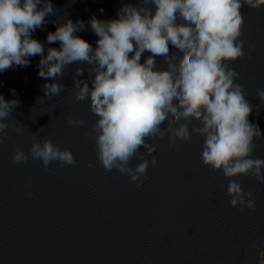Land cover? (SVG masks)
<instances>
[{"label": "water", "instance_id": "obj_1", "mask_svg": "<svg viewBox=\"0 0 264 264\" xmlns=\"http://www.w3.org/2000/svg\"><path fill=\"white\" fill-rule=\"evenodd\" d=\"M140 2L51 0L56 14L46 17L48 23L33 36L45 42L48 32L55 31V21L81 19L85 29L78 35L95 47L98 37L87 22L93 16L116 18L120 7ZM241 12L240 39L246 54L229 67L239 74L234 83L253 106L249 120L261 132L250 158L264 160V103L256 94L257 89L264 90V5L244 6ZM48 47L59 48V42L46 43L45 52ZM149 54L145 52L141 62ZM30 59L26 67L0 72V95L20 101L7 119L22 128L19 134L7 131L0 144V264H259L264 249V184L251 174L236 178L255 200V210L233 207L228 179L204 165V138L196 134L190 143L177 140L171 147L167 138H149L156 144L152 155L157 168L152 170L149 164L143 184L115 168L105 171L91 129L97 117L88 100L73 96L72 76L77 67L87 66H66L59 81L65 89L43 103L38 100L44 97L46 82L38 75L40 56ZM164 66L157 57V67ZM67 117L85 123L69 126ZM192 127L200 125L193 121L190 132ZM34 135L70 149L76 163L61 167L57 161L45 168L31 157L15 162L16 147L28 152ZM139 162L137 155L129 163L135 168Z\"/></svg>", "mask_w": 264, "mask_h": 264}, {"label": "clouds", "instance_id": "obj_2", "mask_svg": "<svg viewBox=\"0 0 264 264\" xmlns=\"http://www.w3.org/2000/svg\"><path fill=\"white\" fill-rule=\"evenodd\" d=\"M262 5L264 0H141L139 5L120 7L116 18L93 16L87 22L98 37L93 47L78 35L85 29L81 19L55 21V31L48 32L45 42L33 36L48 23L46 17L56 14L51 0H0V72L26 67L31 57L40 56L38 75L46 82L44 97L38 100L45 103L65 89L59 81L66 66L85 64L72 76L73 96L88 100L97 117L91 129L105 171L115 168L143 184L149 164L152 170L157 168L152 155L156 144L149 138H167L171 147L177 140L190 143L192 134L200 135L202 162L228 179L231 205L255 210V200L242 191L236 178L251 174L264 184V160L250 158L254 139L262 137L259 126L249 120L253 106L234 83L239 74L229 65L246 54L240 39L241 9ZM57 42L59 48L48 47L45 52L46 43ZM145 52L150 54L141 62ZM157 57L162 58L163 68L157 67ZM256 94L264 103V90L257 89ZM19 104L0 95V144L7 131H22L7 119ZM66 119L69 126L85 123ZM193 121L200 127L190 132ZM137 155L140 162L133 168L129 162ZM29 157L45 168L57 161L61 167L76 163L70 149L35 135L28 152L22 146L13 152L17 163Z\"/></svg>", "mask_w": 264, "mask_h": 264}, {"label": "rangeland", "instance_id": "obj_3", "mask_svg": "<svg viewBox=\"0 0 264 264\" xmlns=\"http://www.w3.org/2000/svg\"><path fill=\"white\" fill-rule=\"evenodd\" d=\"M259 264H264V252L260 255Z\"/></svg>", "mask_w": 264, "mask_h": 264}, {"label": "trees", "instance_id": "obj_4", "mask_svg": "<svg viewBox=\"0 0 264 264\" xmlns=\"http://www.w3.org/2000/svg\"><path fill=\"white\" fill-rule=\"evenodd\" d=\"M264 252V249H263V251H262V253Z\"/></svg>", "mask_w": 264, "mask_h": 264}]
</instances>
